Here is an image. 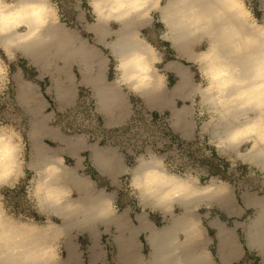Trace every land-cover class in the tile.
Wrapping results in <instances>:
<instances>
[{"label":"clouds","instance_id":"obj_1","mask_svg":"<svg viewBox=\"0 0 264 264\" xmlns=\"http://www.w3.org/2000/svg\"><path fill=\"white\" fill-rule=\"evenodd\" d=\"M68 10V0H0V109L8 111V101L16 99L12 85L17 72L29 68L35 73L34 78H26L33 86L25 89L26 102L12 105V118H0V264H62L65 221L84 229H103L121 214L117 196L107 186H99L87 174V166L77 168L73 158L75 165H70L66 154L54 151L41 166L33 163L32 126L24 116L34 103L31 93L41 79L51 83L53 75L63 80L71 73L79 84L85 76L95 79L103 70V91L80 84L88 90L91 111L116 116L127 100L134 114L133 98L144 101L146 92L169 90L164 68L172 61L165 63L167 48L159 44L165 42L187 64L190 83L177 101L189 109L187 124L206 155L210 157L214 150L229 170L245 166L251 176L264 178L261 0H72L71 23L65 15ZM81 14L87 25L104 34L103 43L97 31L80 23ZM157 24L162 27L156 29ZM73 68L79 71V80ZM17 109L19 118H15ZM58 111L45 110L53 117L51 126ZM89 118L83 112L68 117L76 125ZM82 135L91 141L90 133ZM162 148L146 145L130 153L134 162L125 161L123 173L128 197L142 211L161 218L158 232L171 229L173 218H186L183 226L163 238L143 234L149 249L145 255L141 242L144 264H216L204 221L215 199L229 195L231 186L207 168L178 163ZM81 159L84 163L85 157ZM69 170L86 180L87 199L69 182ZM21 187L24 195L18 209L5 190L15 192ZM205 198L210 199L201 203ZM201 209L206 210L203 215ZM237 225L246 240L251 232L264 241V216L259 209L243 221L238 219Z\"/></svg>","mask_w":264,"mask_h":264},{"label":"crops","instance_id":"obj_2","mask_svg":"<svg viewBox=\"0 0 264 264\" xmlns=\"http://www.w3.org/2000/svg\"><path fill=\"white\" fill-rule=\"evenodd\" d=\"M263 2L264 0H261L262 6H264ZM256 13L261 15L259 11ZM80 23L88 27L83 14L80 16ZM155 27L159 29L162 26L157 24ZM144 34L148 35L147 29ZM100 42L103 43L104 38ZM159 44L166 48L165 42ZM96 55L100 56L103 63L100 53L96 52ZM168 61L172 62L167 63ZM21 63L23 65V62ZM165 63L167 64L164 71L168 73L169 90L158 95L168 100L158 99L155 103L148 100L145 95L144 101L133 98L134 114L127 100H123L122 109L116 116H99L91 111L88 90L86 87H80V84L91 85L98 91H103L105 89L103 70L95 79L85 76L79 84L71 73H66V78L63 80L53 75L51 83L41 79L40 86L31 93L34 103L27 109L29 115H25L27 116L25 120L30 119L32 126L31 154L34 151L33 145H39L46 156L54 151L66 154V162L70 165L74 166L76 161L77 168L87 166V174L91 175L99 186H107L108 190L113 192L114 198L117 196V205L121 212L106 222L103 229H97L95 226L87 229L81 225L64 226L66 237L62 242V264H144V257L140 254L141 242L144 243L145 255L149 249L143 234H152L163 224L158 215L150 216L149 212L137 207L134 199L128 197L127 178L123 177L125 161L128 165H132L134 160L130 153H138L146 145L155 148L158 144L163 145V148L159 149L162 152L170 151L172 154L170 158L175 155L178 163H183L185 157L186 160L193 162L197 156H207L187 124L186 114L189 109L181 107L183 102L177 101L178 97L184 96L190 83L187 64L176 58L173 50L172 52L167 50ZM158 67L163 68V65ZM73 72L79 80V71L73 68ZM17 74L24 88L31 90L33 86L27 84L26 78H34V71L25 68ZM182 75L186 79L185 85L174 89ZM108 79H112L111 72ZM12 87L15 101L25 103L26 98L24 102L18 98L19 86L16 81ZM57 108L60 111L56 112V124L51 126L49 121L53 117L46 115L45 110L51 111ZM72 112H83L84 115L91 112L93 119H86L76 125L74 121L68 119ZM173 112L176 114L172 119ZM144 113H149L152 119L144 117ZM139 125H143V135H137V132L133 131ZM82 133H90L91 141L88 135ZM171 143H176L179 147V155L171 150ZM214 153L213 150L212 155ZM81 155L85 157L84 163ZM88 157H91V162ZM95 169H99V173L104 175H100ZM231 192L232 212L226 211L223 206L214 202L215 207L210 210L204 221L211 238V252L216 258V264H262L259 250L248 244L243 229H240L241 226H235L238 219L240 221L247 219L255 210L253 205L244 202L243 193L259 195L249 190H239L238 186H232ZM206 202L208 201H201V203ZM205 211L201 209V215ZM37 219L41 218L37 217ZM228 235L231 243L227 238ZM104 237H107L106 242ZM222 241L224 247H221Z\"/></svg>","mask_w":264,"mask_h":264},{"label":"bare ground","instance_id":"obj_3","mask_svg":"<svg viewBox=\"0 0 264 264\" xmlns=\"http://www.w3.org/2000/svg\"><path fill=\"white\" fill-rule=\"evenodd\" d=\"M264 3V2H263ZM88 28L90 30H95L98 33V39L101 40L104 38V34L100 32V29L95 26V25H88ZM15 81L18 83V98L20 99V101L24 102L27 93L25 92L24 88V84L22 82V80L20 79V76H18V74H16L15 77ZM186 83V79L185 76L182 75L181 80L177 83V85L175 86L174 89L176 88H180L183 87ZM162 94V93H160ZM144 95L146 96V98L150 101H153L156 103V101H158V99H166V101L168 100V98H164L163 96H159L158 94H152L150 92H146L144 93ZM176 113H172V119L175 117ZM33 149L34 151L32 152V158H33V163L36 166H41V164L44 162L45 160V152L43 150V148L39 145H33ZM68 177H69V182L76 187L78 190H80L83 193L82 198L83 199H87L88 197V189L86 187V180L81 179V177L77 176L75 173V170H69L68 172ZM231 186V185H230ZM232 189V186H231ZM231 195L232 192L229 195H226L224 197L215 199L214 202L219 203L221 206H223L226 211L228 212H232V208H231ZM210 198H205L203 201H208ZM243 200L246 204H251L255 207V209H259L261 212V215L264 216V196H256L253 193H249V192H244L243 193ZM185 216H179V217H175L173 218V227L171 229H164L163 233L158 232V229L155 230L154 232H152V235L154 237H161L163 238L165 235L171 234L173 233L176 229H178L179 227L183 226L184 222H185ZM119 220H121L119 218ZM79 226L80 224L74 222V221H65L64 226ZM162 227V226H161ZM228 240L230 241V243L232 242L230 240V235L227 236ZM248 244L251 247H254L256 249L259 250L260 254L262 255V264H264V241L262 240H257L253 234L251 232H249V236L247 239ZM221 247H224V241L221 242ZM92 249L94 250V245L92 246ZM226 263V262H224Z\"/></svg>","mask_w":264,"mask_h":264},{"label":"rangeland","instance_id":"obj_4","mask_svg":"<svg viewBox=\"0 0 264 264\" xmlns=\"http://www.w3.org/2000/svg\"><path fill=\"white\" fill-rule=\"evenodd\" d=\"M71 4H72V0H68L69 10L66 11L65 15L69 23L73 22L74 20V14L70 10ZM256 15L259 17L258 13H256ZM166 48L167 50H170L172 52V50L169 48L167 44H166ZM12 91H13V87H12ZM0 103H2V101H0ZM14 103H16L15 100L8 101V107H9L8 111H3V109H0V118H12L11 108ZM20 115L21 113L19 109H17L15 118H19ZM24 119H27V116H24ZM182 162L183 164H191V165H197V166H202L203 168H207L211 174L221 176L223 179L227 180L231 186H238L239 190H243V191L249 190L251 192L257 193V195L259 196H264V178H261L259 175L251 176L249 174L248 169L245 166H241L238 169L229 170L228 169L229 165L227 164V162L218 158L215 153L210 157L197 156L195 157V160L193 162L188 161L186 159H183ZM5 195L11 201H14L16 203V207L18 209L21 207L22 197L24 195L23 187H21L19 190L15 192H8L7 190H5ZM23 210H27V209L25 208ZM177 210L179 211V209ZM31 214L36 215L34 212H32ZM106 241H107V237H104V242Z\"/></svg>","mask_w":264,"mask_h":264},{"label":"built area","instance_id":"obj_5","mask_svg":"<svg viewBox=\"0 0 264 264\" xmlns=\"http://www.w3.org/2000/svg\"><path fill=\"white\" fill-rule=\"evenodd\" d=\"M71 114V113H70ZM90 116V118L89 119H93L92 118V113L90 112H88V113H85V117H89ZM144 117H146L147 119H152V116L149 114V113H144ZM150 122H152V121H150ZM149 122V123H150ZM133 131H135V132H137V135H143L142 134V132H143V125H139V126H137V127H135L134 129H133ZM135 142V144H136V141H134ZM164 142V141H163ZM171 150L173 151V152H175L177 155H179V147H177V145H176V143H171Z\"/></svg>","mask_w":264,"mask_h":264}]
</instances>
